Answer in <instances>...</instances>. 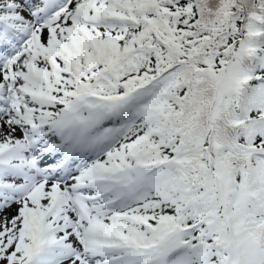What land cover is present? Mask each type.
Instances as JSON below:
<instances>
[{"label": "snow or ice", "instance_id": "6c2138e0", "mask_svg": "<svg viewBox=\"0 0 264 264\" xmlns=\"http://www.w3.org/2000/svg\"><path fill=\"white\" fill-rule=\"evenodd\" d=\"M0 264H264V0H0Z\"/></svg>", "mask_w": 264, "mask_h": 264}]
</instances>
